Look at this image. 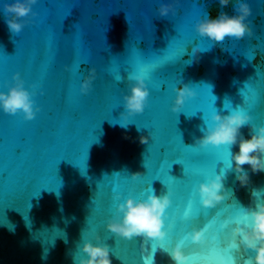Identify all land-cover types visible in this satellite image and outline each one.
<instances>
[{
	"label": "water",
	"instance_id": "95a60500",
	"mask_svg": "<svg viewBox=\"0 0 264 264\" xmlns=\"http://www.w3.org/2000/svg\"><path fill=\"white\" fill-rule=\"evenodd\" d=\"M161 2L168 0H38L37 15L23 18L24 28L14 33L0 0V90L7 91L5 77L11 84L18 71L29 91L36 85L32 98L40 109L31 120L0 110V264H73V256L82 254L84 230L88 238L100 234L112 264H151L154 246V264H174L164 248L179 241L195 264H225L232 228L244 223L239 207H255L252 192L264 189V172L252 173L244 165L250 182L242 187L228 169L227 146L201 147L195 138L203 135L213 111L241 107L254 123L264 124V0H248L251 36L220 43L201 37L195 22L221 11L235 14V0L227 6L218 0H169L174 12L165 16L157 11ZM197 44L201 51L194 58ZM167 54L177 58L152 73L150 63ZM32 59L34 73L28 67ZM90 68L95 70L91 87L81 93ZM131 72L144 74L150 95L144 111L129 116L124 127L123 96ZM181 83L196 94L172 111L174 87ZM241 132L248 137L249 127ZM148 134V142L141 143ZM231 150L238 151V145ZM176 160L187 170L183 181L167 175ZM221 170L233 195L206 208L196 188ZM137 172L141 176L133 179ZM171 175L183 179L182 165L174 164ZM155 179L170 189L167 236L126 240L108 231L116 194L122 200L146 198L151 188L158 195L166 192ZM193 213L201 216L192 219ZM192 227L204 229L205 244L187 238ZM254 254L243 248L235 253L239 264Z\"/></svg>",
	"mask_w": 264,
	"mask_h": 264
},
{
	"label": "clouds",
	"instance_id": "9594fccd",
	"mask_svg": "<svg viewBox=\"0 0 264 264\" xmlns=\"http://www.w3.org/2000/svg\"><path fill=\"white\" fill-rule=\"evenodd\" d=\"M218 2L221 6H227L230 0H218ZM37 3L38 0H2L3 15L9 30L14 33L21 32L25 26L23 18L28 17L29 14L37 15L33 10V5ZM157 11L161 16H165L169 12H174V8L168 0L166 3H159ZM251 12L252 8L248 0H235V14L229 15L221 11L216 17H202L197 19L194 29L201 37H206L214 43L223 42L226 37L240 39L245 35L251 36L252 29L247 21ZM200 51L199 44L193 46V57L198 58ZM94 72L95 70L90 68L88 74L84 76L80 83L81 93L89 91ZM12 80L13 83L7 87V91L0 90V110L7 114L22 113L25 120L33 119L40 110L32 98L35 95L36 85H32L33 90L29 91L24 86L25 82L19 72L13 74ZM128 81V91L123 96L126 112L121 114L123 117L121 125L124 127L129 123V116L144 111L150 95L144 74L131 72L128 75ZM174 91L176 95L171 105L172 111H179L185 99L196 94L193 88L184 83L175 86ZM205 124L206 127L201 129L203 135L195 138V145L227 146L231 155L228 169L234 172L235 180L242 187L250 182L249 170L245 169L244 165L247 164L252 173L264 172V124L254 123L250 112L241 107L225 113L213 111ZM245 125L249 127L248 137L241 132ZM149 136L150 134L142 135L140 142L147 143ZM233 145H238V151L232 152ZM139 176H141L139 172L132 174L133 179ZM225 177V171L221 170L199 183L196 192L204 207L214 208L225 199L232 197V191L224 184ZM262 193L264 189H253L252 195L256 197L255 207L243 208L246 220L243 224L237 222L232 228L233 240L227 248L230 250L229 264H239L235 253L241 248L251 249L255 253L254 256L244 260V264H264V196ZM119 196L120 194L117 193L115 214L105 224L108 231L126 240H132L137 236H143L145 240H163L167 236L164 227L166 209L172 203L169 191L158 195L151 188L143 199L129 195L121 200ZM187 214L186 212L185 215ZM187 238L196 244L206 243L203 228L192 227V230L187 233ZM164 249L174 264H195V261H190L189 254L185 252L183 241L173 244L170 250ZM78 252L82 254L73 256V264H112L110 248L98 232H95L92 238H88V232L84 230ZM204 264H213V261L207 260Z\"/></svg>",
	"mask_w": 264,
	"mask_h": 264
},
{
	"label": "snow or ice",
	"instance_id": "6c2138e0",
	"mask_svg": "<svg viewBox=\"0 0 264 264\" xmlns=\"http://www.w3.org/2000/svg\"><path fill=\"white\" fill-rule=\"evenodd\" d=\"M181 37H180V35H179V37L178 38H176V39H180ZM175 40V39H174ZM186 46V45H185ZM168 49H169V47H168ZM168 49H167V52H168ZM185 50V49H184ZM3 54L5 55V56H7L4 52H3ZM177 57H174V56H170V55H165V56H163L158 62H152V63H150V69H151V72L152 73H154V72H156L159 68H161V67H163L164 65H166L167 63H169V62H171V61H173V60H175ZM52 59H53V61L55 60V55H54V53L52 52ZM140 59V58H139ZM141 60V59H140ZM81 63H85L84 61H81V62H79L77 65H76V68H77V70H79L80 69V65H81ZM28 67H29V71L30 72H36V70H37V64H36V60L35 59H32L29 63H28ZM18 72V71H17ZM16 73V72H15ZM14 74V73H13ZM45 75H46V73H45ZM152 76V75H151ZM13 77V76H12ZM153 77V76H152ZM121 77H116L115 76V79H120ZM10 85V82H9V79H8V77H5V79H4V81H3V87H8ZM241 95L243 96V98H244V104H246V102H247V97L245 96V93L242 91L241 92ZM228 105L230 106V104H229V102H228ZM253 107L255 108V110L257 109V105L255 104V105H253ZM260 113H264V110H260ZM182 140V139H181ZM183 142V141H182ZM201 156V154H199V153H196V154H194V156H193V159H194V162H196V163H199L200 161H201V159H198V157H200ZM162 162V161H161ZM218 162V161H217ZM174 164H179V165H182V167H183V179H178L177 177H175V176H173V175H171V170H172V167H173V165ZM167 175L169 176V177H171L173 180H181V181H183V180H185L186 179V176H187V170H186V168H185V166H184V164H182V163H180L179 162V160H176V161H172L171 163H170V166H168L167 167ZM155 180H159V181H161L165 186H166V188H167V191H170V189H169V185L168 184H166L165 182H163L162 180H160V179H155ZM150 188H151V185H150ZM239 211H240V218H241V220L242 221H245L246 220V216H245V214H244V210H243V208L242 207H239ZM201 216V214H199V213H193V215H192V219H196V218H198V217H200ZM159 248H164L162 245L161 246H159ZM156 251H157V247L156 246H154V251H153V255H152V262H151V264H154V256H155V253H156ZM225 252H227V258H226V261H225V264H229V262H228V256L230 255V250L229 249H225Z\"/></svg>",
	"mask_w": 264,
	"mask_h": 264
}]
</instances>
